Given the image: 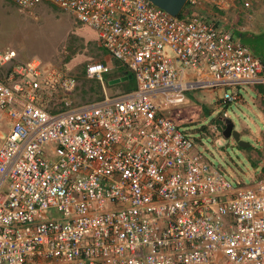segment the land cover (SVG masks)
Masks as SVG:
<instances>
[{
    "label": "built area",
    "instance_id": "obj_1",
    "mask_svg": "<svg viewBox=\"0 0 264 264\" xmlns=\"http://www.w3.org/2000/svg\"><path fill=\"white\" fill-rule=\"evenodd\" d=\"M9 1L94 30L135 88L73 105V76L0 50V264H264V178L232 184L167 114L189 91L227 105L264 84L261 60L201 13L250 2L185 0L173 17L148 0Z\"/></svg>",
    "mask_w": 264,
    "mask_h": 264
},
{
    "label": "rangeland",
    "instance_id": "obj_2",
    "mask_svg": "<svg viewBox=\"0 0 264 264\" xmlns=\"http://www.w3.org/2000/svg\"><path fill=\"white\" fill-rule=\"evenodd\" d=\"M248 1L251 4L248 11L243 10L240 5H237L233 13L227 10L216 12L206 6L201 13L207 18L216 19L218 26L229 29L235 38L238 37V33H242L240 41L252 54H256L260 52L256 46L257 40H261L262 37L259 35L253 38L246 31L252 27L250 22L261 21L264 15V0ZM248 15L252 18L249 19ZM0 50H13L16 53V62L41 60L73 76L77 83L75 91L70 96L73 105L92 103L101 99L104 95L103 87L108 96L126 92L120 82L118 85L110 84L113 80L120 79L118 70L120 65L103 50L98 42L97 33L77 23L71 15L54 5L42 4L20 11L9 0H0ZM91 63H104L111 67L110 73L103 77L102 82L85 77V68ZM244 89L245 87H241L240 95H244ZM222 94V90L189 91L186 93V103L179 107V113L171 114L174 109L172 108L167 114L182 132L196 142L197 150L219 168L228 181L232 184L241 182L249 185L252 181L264 178V171L252 167L259 163L264 168V133L259 136L260 144L254 143L258 137L253 139L251 137L258 133L257 130L264 131V128L262 129L261 123L246 105L239 101L222 104L220 101ZM243 98L248 100L245 95ZM185 105L200 109L197 108V112H193V116L188 118ZM187 118L193 122L189 124ZM225 119L232 121L233 127L239 131L241 135L239 141L257 149V152L256 150L246 152L248 159L252 160H247L242 149L232 140L223 147L215 146V141L224 130ZM202 127L205 129L201 130Z\"/></svg>",
    "mask_w": 264,
    "mask_h": 264
},
{
    "label": "crops",
    "instance_id": "obj_3",
    "mask_svg": "<svg viewBox=\"0 0 264 264\" xmlns=\"http://www.w3.org/2000/svg\"><path fill=\"white\" fill-rule=\"evenodd\" d=\"M236 9H237V7H236ZM227 11H229L230 13H233L235 10L231 8L230 10H227ZM248 16H249L248 17L249 19L252 18L250 15H248ZM250 23L252 24V27L246 31L247 33L251 34L252 36H259V35H262L264 33V15H262L261 21L259 23H257L256 21H254V23H252V22H250ZM222 27H224V26H222ZM112 85H118V84H112ZM244 92H245L244 95L248 98V100H244V98H243L244 95H240L238 101L241 104L246 105L254 113V115L256 116V118L258 119V121L261 123L262 129H263L264 128V105H263V103H264V84L263 85H255V86L245 87ZM185 103H186V99H185L184 103L182 104V106ZM203 105L205 106V104H203ZM180 106L175 107L174 109H172L171 114L172 113H174V114L175 113H179V107ZM185 107H186L185 110L188 113V118H190L191 116H193V112L196 113L197 112L196 110H198L197 108H199V107H191L189 105H185ZM201 112H203V110ZM225 120L230 121L229 119H225ZM188 121H189V124L193 122L190 119H188ZM230 122L233 125V122L232 121H230ZM233 128H234V131H236L239 134V139H240V136L241 135H240L239 131L235 127H233ZM242 131L245 132L244 130H242ZM257 132L258 133L255 136H252L251 135V137H252V139L255 138V137H258L254 141V143L255 144H260L259 143V136L261 134H263L264 131H258L257 130ZM230 140L233 141L232 138H230ZM240 148L242 149V152L244 153V155L247 158V160L251 159V158L248 159V157H247L248 150L249 151L256 150V152H257V149H255V147H252L249 144H248L247 147H240ZM251 163L254 164V162H251ZM252 167H258V168L261 169V172L264 171V168L262 167V164L256 163Z\"/></svg>",
    "mask_w": 264,
    "mask_h": 264
},
{
    "label": "water",
    "instance_id": "obj_4",
    "mask_svg": "<svg viewBox=\"0 0 264 264\" xmlns=\"http://www.w3.org/2000/svg\"><path fill=\"white\" fill-rule=\"evenodd\" d=\"M153 5L157 6L158 8L164 10L169 15L176 17L178 16L184 8L185 0H148ZM121 81V79H115L110 84H117ZM232 123L226 120L225 129L222 131L221 135L215 141V146L220 148L225 146L229 139L232 138L235 143L239 147H247V143H243L239 141V134L236 131H232Z\"/></svg>",
    "mask_w": 264,
    "mask_h": 264
},
{
    "label": "trees",
    "instance_id": "obj_5",
    "mask_svg": "<svg viewBox=\"0 0 264 264\" xmlns=\"http://www.w3.org/2000/svg\"><path fill=\"white\" fill-rule=\"evenodd\" d=\"M186 10V7L183 8V10L181 11V13L178 15L179 17H181L184 14V11ZM251 35V34H250ZM238 38L240 39L243 35L242 33L237 34ZM253 38H257L258 36H252ZM260 37L261 40H257V44L256 46L260 49V52L254 54L256 57H258L264 67V34H262ZM241 40V39H240ZM119 70V75H120V85H124V89L126 90V92H130L135 88V82H134V78L133 76L128 73L127 71H125L123 68H118ZM205 128L202 127L201 130H204Z\"/></svg>",
    "mask_w": 264,
    "mask_h": 264
},
{
    "label": "flooded vegetation",
    "instance_id": "obj_6",
    "mask_svg": "<svg viewBox=\"0 0 264 264\" xmlns=\"http://www.w3.org/2000/svg\"><path fill=\"white\" fill-rule=\"evenodd\" d=\"M224 129H225V127H224ZM234 130V128L232 127V131ZM230 140V139H229Z\"/></svg>",
    "mask_w": 264,
    "mask_h": 264
}]
</instances>
